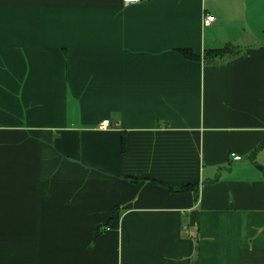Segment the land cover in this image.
<instances>
[{
  "label": "crops",
  "instance_id": "obj_1",
  "mask_svg": "<svg viewBox=\"0 0 264 264\" xmlns=\"http://www.w3.org/2000/svg\"><path fill=\"white\" fill-rule=\"evenodd\" d=\"M0 264H264V0H0Z\"/></svg>",
  "mask_w": 264,
  "mask_h": 264
},
{
  "label": "trees",
  "instance_id": "obj_2",
  "mask_svg": "<svg viewBox=\"0 0 264 264\" xmlns=\"http://www.w3.org/2000/svg\"><path fill=\"white\" fill-rule=\"evenodd\" d=\"M181 52L188 58H196V55L187 49H181ZM240 52L241 50L235 49V47H232L231 45H226L222 48L207 50L206 57H210L211 59L214 60H222L226 57H231ZM192 186L194 187V184H190L186 186V189H188L189 187L193 188Z\"/></svg>",
  "mask_w": 264,
  "mask_h": 264
},
{
  "label": "built area",
  "instance_id": "obj_3",
  "mask_svg": "<svg viewBox=\"0 0 264 264\" xmlns=\"http://www.w3.org/2000/svg\"><path fill=\"white\" fill-rule=\"evenodd\" d=\"M126 3H133V2H136V1H140V0H124ZM215 20V16L214 15H211V14H207L205 19H204V23L206 24H209L211 21ZM101 126L102 127H108L109 126V120H104L102 123H101ZM234 156V159H241V156L240 155H233Z\"/></svg>",
  "mask_w": 264,
  "mask_h": 264
}]
</instances>
